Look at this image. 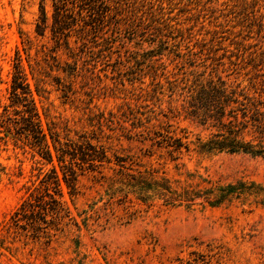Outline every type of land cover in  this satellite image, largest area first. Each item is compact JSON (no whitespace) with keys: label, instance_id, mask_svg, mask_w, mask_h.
Instances as JSON below:
<instances>
[{"label":"rangeland","instance_id":"obj_1","mask_svg":"<svg viewBox=\"0 0 264 264\" xmlns=\"http://www.w3.org/2000/svg\"><path fill=\"white\" fill-rule=\"evenodd\" d=\"M38 6L39 0H0V112L8 103L17 55L30 83V69L39 62L47 91L44 105L60 127L90 131L93 114L115 116L109 124L115 131L104 128L111 138L101 140L111 163L79 175L72 195L62 182L61 197L55 196L61 209L57 217L48 212L50 223L37 234L38 208L31 214L28 205L20 206L41 195L40 168L46 172L50 166L0 134V264H178L192 251L206 255L212 264H264V207L234 202L188 209L155 202L148 208L128 193L122 175L139 171L172 182L195 184L200 177L221 184H264V156L178 154L166 142L158 146L155 135H187L188 141L209 136L178 116V96L171 92L178 78L212 74L264 90V35L256 27L242 30L236 21L223 24L224 18L208 12L199 21H189L195 10L181 12L178 4L164 3L172 30L161 44L149 34L144 41L121 35L97 44L78 42L71 53L60 47L57 61L63 67L75 65L78 72L70 77L43 61L41 50L53 51L54 43L49 33L41 38L34 32ZM178 27L188 31L185 40L178 37ZM189 49L199 58L182 57ZM55 76L65 84L71 81L74 92L63 96ZM117 157L125 168L116 164Z\"/></svg>","mask_w":264,"mask_h":264},{"label":"trees","instance_id":"obj_2","mask_svg":"<svg viewBox=\"0 0 264 264\" xmlns=\"http://www.w3.org/2000/svg\"><path fill=\"white\" fill-rule=\"evenodd\" d=\"M164 3L178 4L181 12L195 10L189 21H199L204 18L201 13L208 12L211 16L216 15L215 19L224 18L223 24L225 20L236 21L242 30L251 31L256 27V33L264 35V0H39L34 32L41 38L49 33L54 43L53 51L48 53L41 50L43 61L51 70L56 68V72L76 77L78 72L75 65L65 63L66 67H63L57 61L58 48L71 53L72 44H97L121 35L130 41H144L151 34L161 44L172 30V19L165 18ZM181 30L178 27V37L185 40L184 33L188 31ZM183 56L199 58V54L190 49ZM41 70L39 62L30 69L33 80L30 83L17 55L8 89V103L2 105L0 112V134L13 139L22 148H28L33 158L50 166L46 172L40 168L41 195L35 196L33 201L26 199L20 206L23 209L28 205L31 214H36L35 208H38L41 223L35 226L37 234L45 232L43 230L50 223L47 220L48 212L57 217L58 209H61V203L55 196L61 197L62 182L72 195L79 175L111 163L108 150L101 140L111 138L104 135V128L115 131L109 125L113 124L112 118L115 116L109 114L110 117L106 119L101 112L88 118L89 126L93 127L90 131L71 129L68 125L60 127L44 105L47 91ZM53 81L60 87L63 96L68 97L69 93L74 92L71 81L65 84L58 76L53 77ZM171 88L172 95L178 96V116L210 133L206 139L196 137L191 141L187 140V135L174 139L155 133L160 138L156 142L158 146L166 142L165 147L172 148L171 151L178 154L185 151L199 155L227 153L264 156V90L258 88L257 84L246 88L240 83H228L217 75L197 74L191 78L176 79L171 83ZM122 132H125L124 128ZM71 134L73 137H70ZM125 137L129 139L130 135ZM115 162L125 168L123 159L117 157ZM122 175L125 176L123 184L128 193L148 208L155 202L188 209L198 206L215 208L234 202L243 206L264 207V184L246 181L221 184L200 177H197L199 182L195 184L179 180L172 182L139 171ZM27 214L24 212L22 218L27 219ZM42 224L45 226L42 227ZM178 264L212 263L206 255L192 251L187 259H178Z\"/></svg>","mask_w":264,"mask_h":264}]
</instances>
